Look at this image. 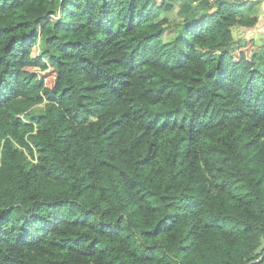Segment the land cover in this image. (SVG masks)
<instances>
[{"label": "clouds", "instance_id": "9594fccd", "mask_svg": "<svg viewBox=\"0 0 264 264\" xmlns=\"http://www.w3.org/2000/svg\"><path fill=\"white\" fill-rule=\"evenodd\" d=\"M12 3L0 0V17L36 43L29 48L16 39L6 53L10 36L0 34V81L20 74L10 83L16 94L0 96V264H88V251H96L95 264H264V180L257 184L264 139L253 152L237 140L242 128L258 123L253 113L264 119V0H112L104 9L115 25L107 37L88 26L84 8L73 21L84 29L57 31L42 27L48 0H26L20 14ZM102 3L97 0L96 18ZM51 36L56 39L48 42ZM97 39L103 43L95 53L85 50ZM70 40L81 44L65 49ZM33 67L39 74L31 78ZM96 83L104 84L102 91H83ZM154 88H164L160 103L178 111L151 115ZM117 118L121 123L107 139L102 130ZM163 121L176 155L163 157L170 172L149 174L136 166L143 152L131 144ZM220 144L225 152L216 151ZM224 156L229 159L222 164ZM101 161L115 167L105 171ZM231 173L239 184L230 195L220 193L217 186ZM62 183L75 193L71 199L51 194ZM138 192L156 196L141 201ZM228 200L230 210L217 204ZM172 212L178 214L169 219ZM85 216L84 228L72 227ZM100 233L108 239L88 249ZM146 233L161 235L155 240ZM60 247L72 251L54 255Z\"/></svg>", "mask_w": 264, "mask_h": 264}, {"label": "trees", "instance_id": "16d2710c", "mask_svg": "<svg viewBox=\"0 0 264 264\" xmlns=\"http://www.w3.org/2000/svg\"><path fill=\"white\" fill-rule=\"evenodd\" d=\"M26 2V0H13L12 5L10 6L11 8H14L18 14H20V9L23 7V4ZM57 3V0H48V7H47V13L45 17H42L45 21V24L42 25V27H47L50 25L54 30L57 31H70V30H82L84 29V25L76 23L74 24L73 21H78L79 18H81L84 13L81 11L82 8L86 9L89 11V15L87 17L88 20V26L89 27H94L98 34L100 36H111L112 32L115 28V25L109 26L108 22V16H109V11H105L104 9H107L109 4L112 3V0H103V3L99 5L101 12L99 18L95 17V8L97 7V0H88V3L85 5L82 0H61L59 7L55 6ZM129 12H131L132 8L134 7L133 4H129ZM59 13V17L57 18L56 14ZM94 21V23H93ZM126 24H127V31L131 33L132 31V24L133 20L131 16H129L126 19ZM124 23L120 25V27H124ZM142 26V25H141ZM22 27L21 23L16 24V29H20ZM119 30V29H115ZM0 34H5L10 36V41L7 46H5L4 51L7 53L8 51L11 50L13 43L15 42L16 39H21L24 41V43L31 48L36 41L32 39V34L29 32H16L14 29H12L8 22L5 21L2 17H0ZM159 35V33H157ZM56 37L51 36L48 37V42H53L55 41ZM103 41L100 39H97V42L92 44L90 47L85 44V50L95 53L98 50V46L102 44ZM81 44V41L75 40V41H68L64 48L67 49L69 46L72 47H78ZM89 63H92L91 60L88 61ZM106 65H111L117 63L115 60L113 61H106ZM7 71V70H5ZM38 71L33 67L32 70V77L34 78L36 75H38ZM117 75L120 76H125L126 73L123 71H120L117 73ZM159 75V74H157ZM20 80V74L17 73L16 76L14 77L11 73H8L6 78L2 81H0V85H2V90H0V96H2L5 100L10 99L12 96L16 94V89L15 87H10L11 84H16ZM154 83H159V81L154 80ZM176 86L179 87V82H176ZM167 87V85L165 86ZM104 88V84L102 83H96L91 86L85 85L83 91L89 94L91 96L94 92L97 91H102ZM192 90L191 85H189V91ZM65 92L68 91L67 89L64 90ZM151 91H155L157 93V99L154 101L150 106H149V112L151 115L154 117H159V116H171L173 111H178V110H172L168 109L166 105L160 103V97L164 93V88H154L151 89ZM168 95H171L169 92ZM87 101H85V104ZM261 108H264V102H260ZM80 108H84L85 105H79ZM97 107H99V103L97 104ZM163 108L164 111H160V109ZM152 109H156L155 111H152ZM89 112H91V109H88ZM143 111V109H141ZM44 117H40L39 119H43ZM253 118L257 119L258 123L252 125L250 128L249 127H244L241 129L240 134L237 136V140L240 141V147L242 148L243 151L245 152H253L255 151V148L258 146L259 141L264 139V131L257 132L256 129L259 127L261 124H264V119H261L260 116L257 115V113H253ZM33 119H36V117H33ZM75 119V117H74ZM121 123L120 118H117L114 122H109L106 127L103 128L102 134L106 136L107 139H111L112 136L115 134L114 132L110 131L114 127H118ZM158 123L157 121L153 120L150 122L151 125H155ZM183 123V122H182ZM167 121L159 122V129L156 131H153L152 127L147 128L144 132H140L137 139L132 141L131 147L136 148L139 151L143 152V158L136 161V166L139 168H142L146 170L149 174H151L153 171L156 173H161V172H170V169L168 167V161L164 159L163 157L172 155L175 157L176 153H174L172 149V144L171 140L173 137L170 135H167V128H166ZM92 131H97V129H93ZM180 131H183V128L180 129ZM151 134V138L145 140V136ZM218 135H227V133H220ZM69 136H71V133H69ZM206 143H209L211 145L210 141H205ZM155 149V151H153ZM74 150V149H73ZM227 149L225 145L220 144L216 146V151L218 153L225 152ZM264 150V149H262ZM41 152H43V149H41ZM255 157H253L254 159ZM36 159L43 165L46 163V157H40L37 156ZM229 157L224 156L221 159V163H226L228 161ZM174 162V160H173ZM156 164L157 167L153 169L152 165ZM101 167L105 171H110L112 168L115 167L114 164L110 161H101ZM91 175V173H89ZM121 175H125V173H121ZM230 178L228 181H222L217 187L219 189L220 193L230 195L231 191L234 188V185L239 184V181L236 180L235 173L229 174ZM57 179H59L57 177ZM147 180V177L144 178ZM170 180L173 179H178V177H171L169 178ZM264 180V175H261L260 178L257 180V184L259 185L260 181ZM142 183V181L138 178L135 181V184L139 185ZM243 187V185H241ZM143 191V189H141ZM167 192V188L165 187V193ZM65 193L68 195L69 199L75 193L72 191L71 188H69L66 184H57L54 186L52 189L51 194L53 196ZM140 195V193H137ZM156 193L154 192H144L143 195H140V200L144 201V199L147 197L148 199H153L155 198ZM163 198H167L166 196ZM178 198V197H176ZM218 205L223 206L226 210H230L233 207V201L228 200V201H217ZM171 207V206H169ZM10 211V210H6ZM178 213L172 212L170 213V216L168 217L169 219L172 218V216L177 215ZM10 217L4 216L3 220L5 223L9 222ZM88 217L85 216L82 220L80 221H73L72 222V227L73 228H84L85 225L87 224ZM118 222V221H117ZM160 223H163V221H160ZM45 227H50L51 222H48L47 224L44 225ZM179 227V225H177ZM21 229H23V225L20 226ZM157 227H159V224H157ZM155 231V230H153ZM81 237H86L88 234L87 232H81L79 233ZM146 235L150 236L152 239L159 240L160 233H157L155 236H151V233H146ZM91 243H87V248L88 249H94L96 245L98 244H103L105 240L108 239V237H105L103 233L98 234L97 237L90 238ZM18 242H19V234H18ZM72 251V248H65V247H60L56 250L54 255H59L61 257L66 256L68 253ZM98 251V249H97ZM181 251H185V249H181ZM86 260L88 261V264H95V256H96V251H88L86 254ZM47 260V257H45ZM15 264H28L27 260H18L15 262ZM51 264H64L63 260L60 261H53ZM108 264H111L109 261ZM123 264H129V260L125 259L123 261Z\"/></svg>", "mask_w": 264, "mask_h": 264}]
</instances>
